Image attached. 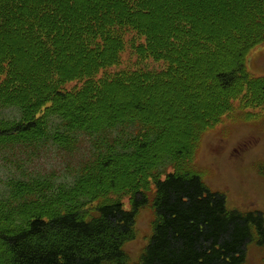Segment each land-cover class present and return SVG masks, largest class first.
I'll list each match as a JSON object with an SVG mask.
<instances>
[{
	"label": "trees",
	"instance_id": "obj_1",
	"mask_svg": "<svg viewBox=\"0 0 264 264\" xmlns=\"http://www.w3.org/2000/svg\"><path fill=\"white\" fill-rule=\"evenodd\" d=\"M263 46L264 0H0V264H127L152 193L140 264H245L264 215L195 160L235 101L264 106ZM53 154L76 166L29 171Z\"/></svg>",
	"mask_w": 264,
	"mask_h": 264
},
{
	"label": "rangeland",
	"instance_id": "obj_2",
	"mask_svg": "<svg viewBox=\"0 0 264 264\" xmlns=\"http://www.w3.org/2000/svg\"><path fill=\"white\" fill-rule=\"evenodd\" d=\"M136 63L137 58L128 47L121 66L109 72L129 69ZM147 64L164 65L154 61ZM249 67L256 76L264 75V46L252 55ZM76 86L81 85L70 83L66 88L71 90ZM195 164L209 190L225 196L229 210L264 215V106L246 107L239 100L235 101L233 112L204 134ZM74 166L76 162L53 154L29 171L34 175H45L47 171L57 170L64 175L67 167ZM6 170L0 171V179H7ZM63 175L58 178V182ZM153 196L152 193L151 203L138 213L135 239L124 247L129 255L127 264H140L151 241L156 218L152 206ZM122 201L129 209V200L124 198ZM245 264H264V244L260 243L256 231L252 242L248 244Z\"/></svg>",
	"mask_w": 264,
	"mask_h": 264
}]
</instances>
